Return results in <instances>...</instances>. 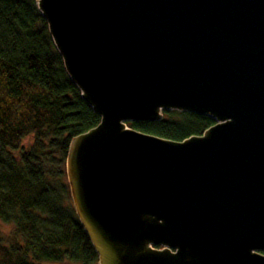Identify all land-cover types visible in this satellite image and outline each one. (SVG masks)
<instances>
[{"label":"water","instance_id":"obj_1","mask_svg":"<svg viewBox=\"0 0 264 264\" xmlns=\"http://www.w3.org/2000/svg\"><path fill=\"white\" fill-rule=\"evenodd\" d=\"M100 122L69 144L97 264H264V0H36ZM166 110L215 123L173 140Z\"/></svg>","mask_w":264,"mask_h":264},{"label":"trees","instance_id":"obj_2","mask_svg":"<svg viewBox=\"0 0 264 264\" xmlns=\"http://www.w3.org/2000/svg\"><path fill=\"white\" fill-rule=\"evenodd\" d=\"M100 119L69 77L36 0H0V220L13 226L10 241L0 229V264H97L73 207L66 158L71 139ZM214 123L166 110L161 120L127 124L183 140Z\"/></svg>","mask_w":264,"mask_h":264},{"label":"rangeland","instance_id":"obj_3","mask_svg":"<svg viewBox=\"0 0 264 264\" xmlns=\"http://www.w3.org/2000/svg\"><path fill=\"white\" fill-rule=\"evenodd\" d=\"M33 140H34L33 135L27 136L23 141V148L29 149ZM13 153L15 154V156H19V152L15 151ZM0 229L2 231L3 236L5 237L6 241H10V238H11L12 233H13V226L10 224L4 223L0 220ZM49 264H69V263L62 262V263H49Z\"/></svg>","mask_w":264,"mask_h":264}]
</instances>
